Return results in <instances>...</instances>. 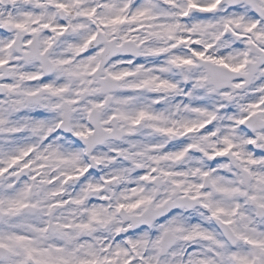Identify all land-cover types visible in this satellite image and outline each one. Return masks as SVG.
Here are the masks:
<instances>
[{
	"label": "clouds",
	"instance_id": "obj_1",
	"mask_svg": "<svg viewBox=\"0 0 264 264\" xmlns=\"http://www.w3.org/2000/svg\"><path fill=\"white\" fill-rule=\"evenodd\" d=\"M0 264H264V0H0Z\"/></svg>",
	"mask_w": 264,
	"mask_h": 264
}]
</instances>
